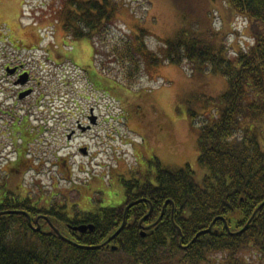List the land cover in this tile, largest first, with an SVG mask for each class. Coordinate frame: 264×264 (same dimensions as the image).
I'll use <instances>...</instances> for the list:
<instances>
[{
	"label": "trees",
	"instance_id": "1",
	"mask_svg": "<svg viewBox=\"0 0 264 264\" xmlns=\"http://www.w3.org/2000/svg\"><path fill=\"white\" fill-rule=\"evenodd\" d=\"M123 1L63 0L55 16L66 39L91 43L99 74L116 82L121 77L125 88L135 85L143 63L152 67L158 60L208 66L226 78L227 89L212 100L214 113L197 139V163L207 175L199 185L189 166L156 163L153 183L121 182L125 202L119 207L81 213L72 221L54 213L70 225H93L82 234L64 225L43 224L35 231L34 218L53 212L32 208L27 198L15 200L0 184V264H264V149L258 133L264 122V0H225L247 20L253 39L233 58L208 30H179L165 42L161 58L139 35L114 36ZM168 1L179 12L193 11L190 0ZM138 200L124 215L125 206ZM13 212L27 213L31 223ZM160 215L142 236L143 227Z\"/></svg>",
	"mask_w": 264,
	"mask_h": 264
},
{
	"label": "rangeland",
	"instance_id": "2",
	"mask_svg": "<svg viewBox=\"0 0 264 264\" xmlns=\"http://www.w3.org/2000/svg\"><path fill=\"white\" fill-rule=\"evenodd\" d=\"M62 1L30 0L21 7L23 27L39 24V51L14 50L13 26L0 17V35L7 39L0 41V78L5 64L23 63L48 96L36 105L38 95L15 102L0 90V184H7L11 196L27 194L32 202L41 198L64 204L80 217L122 205V181L148 178L153 183L156 163L162 168L189 166L201 185L207 171L197 163V139L214 113L212 100L227 89L226 78L213 74L208 66L178 67L158 60L152 67L143 63L135 85L125 88L121 77L116 82L113 76L99 74L90 42L64 37L55 16ZM123 2L113 35L129 40L139 35L157 58L162 57L165 42L181 29L215 32L214 39L231 58L253 45L247 20L232 12L225 0H190L191 12L177 11L168 0ZM28 103L31 108L24 107ZM89 107L98 124L67 142L66 135ZM36 129L41 132L34 133ZM25 131L34 141L27 142ZM258 133L264 149V122ZM80 146L88 148V155L78 151ZM17 151L32 168L20 191V179L7 170ZM57 157L68 160V169L57 168Z\"/></svg>",
	"mask_w": 264,
	"mask_h": 264
},
{
	"label": "flooded vegetation",
	"instance_id": "3",
	"mask_svg": "<svg viewBox=\"0 0 264 264\" xmlns=\"http://www.w3.org/2000/svg\"><path fill=\"white\" fill-rule=\"evenodd\" d=\"M27 1H30V0H0V17H1V20H5L10 25L13 26V33H14L13 41H12L13 45L10 44V46L16 51H22V52L29 53V52L41 50L40 49L41 48L40 46L41 44L40 30L41 29L39 28V24H37V22L35 25H31L29 27L22 26L19 16H20V11H22L21 10L22 5ZM0 37L2 38V40L0 39L1 42L7 41V39L5 37H2V35H0ZM46 52L47 54L53 57V53L51 54L48 53L49 52L48 50H46ZM3 70H4V76L0 78V90L4 91L5 94H8V97H10L11 99L14 98L15 102H23L28 99H31L35 95H38V99L35 102V104L37 105L41 103V100H43L44 97H48L44 92H42L41 83L35 81L32 78L31 74L25 68V65L23 63L5 64L3 67ZM83 72L86 73L85 71ZM39 87L41 90L38 91L37 88ZM50 90L52 92V89ZM25 93H28V95L20 99V96ZM43 94H45V96H43ZM52 94L53 92L49 93V96H51ZM87 99L88 98H86V100ZM24 107L31 108V104L28 103ZM93 112L94 110L91 107H89L88 112L82 118V120L80 121L77 120V122L75 123V127L72 128L70 132L66 135L67 142H71L73 139L76 138L77 135H84L90 132L98 124L97 117L94 118V124H92L91 122L93 119V116H95ZM33 132L40 133L41 130H39L38 132V129H36V131L34 130ZM25 134H27V137L29 136V138H31L30 135L32 134L26 133V131H25ZM32 141L34 140L32 139ZM27 144L28 143L26 142V145ZM82 150H84L86 155H88V148L86 146H80L78 148V151L80 153ZM15 154H17L16 158L14 159L12 163H9V165L7 166L8 168L7 170L11 172L12 174L16 175L17 178L20 179V184L17 185L18 191H20L21 189H23L22 187H24L22 183L24 175L27 172L31 171L32 168H30L31 167L29 165L30 162H28V160H25L27 158L24 156H21L19 151H17ZM67 165H68V160L66 158L57 157V160H56L57 168H59L60 166H63L64 169H68ZM7 170H5V172H7ZM2 187L6 188L7 184L3 183ZM26 198L27 200L29 199V203L32 208L39 209L40 206H42L44 208H47L48 212H53L52 216L39 215L35 217L33 220V224L36 227L39 226L41 228L43 224H46L49 227H52L54 225L56 226L64 225L68 228H72V225L61 221L59 219V216L56 217L55 214L63 215L66 219H68V221H72L74 218L79 217L77 214L75 216V212L72 211L71 209L70 211L69 209L66 210L64 204H61V205L51 204L49 200H45L43 202L44 199H41V198L39 199V201L37 200V202L36 201L32 202L31 198L27 196V194H25L23 197H21V195H18L16 196V199L15 198L13 199L21 201ZM42 202H43V205H40ZM52 207H55L53 211L51 209ZM29 222L31 223V220H29ZM76 226H80V225H76Z\"/></svg>",
	"mask_w": 264,
	"mask_h": 264
},
{
	"label": "water",
	"instance_id": "4",
	"mask_svg": "<svg viewBox=\"0 0 264 264\" xmlns=\"http://www.w3.org/2000/svg\"><path fill=\"white\" fill-rule=\"evenodd\" d=\"M27 95H28V93L22 94V95L20 96V99H22L23 97H25V96H27ZM94 118H96V117L93 116V119H92V121H91L92 124H94ZM81 154L84 155V156L86 155V153H85L84 150L81 151ZM139 201H140V200L135 201V202H133V203H130L128 206H126L125 209H124V215H125L126 211H127L131 206L137 204ZM166 204H167V203H166ZM166 204H165V206H166ZM150 211H151V209H150ZM172 212H173V210H172ZM13 213H22V214H25V215L27 216L28 220H30V217H29L28 214L25 213V212H13ZM149 213H150V212H149ZM124 217H125V216H124ZM160 219H161V215H160V217L156 220V222H154L152 225H148V226H146V227H143V230H142V232H141V235L144 236V235H145V231H146V230H150V229L152 228V226L155 225ZM213 223H214V222H213ZM123 225H124V219H123V222H122L120 228L115 232V234H114L113 236H111V238H109V239L107 240L108 242H109L114 236H116V235L118 234V232H119L120 229L123 227ZM212 226H213V224H211V225L209 226V228H208L206 231H202L201 233L209 232V231L211 230ZM93 229H94L93 225H80V226H77L76 228H73L74 231H76V232H78V233H81V234H82V233H85L86 231H93ZM39 230H40V227H39V226L35 228V231H39ZM177 232H178V235H181L180 230H177Z\"/></svg>",
	"mask_w": 264,
	"mask_h": 264
},
{
	"label": "bare ground",
	"instance_id": "5",
	"mask_svg": "<svg viewBox=\"0 0 264 264\" xmlns=\"http://www.w3.org/2000/svg\"><path fill=\"white\" fill-rule=\"evenodd\" d=\"M164 207H165V205H164ZM164 209V208H163ZM77 226L76 225H72V228H70L71 230H73V228H76ZM51 228H54V226H52ZM177 230H179V229H177ZM74 231V230H73Z\"/></svg>",
	"mask_w": 264,
	"mask_h": 264
}]
</instances>
